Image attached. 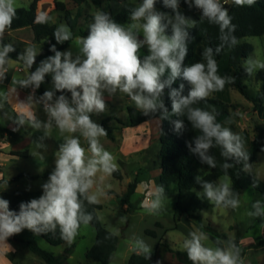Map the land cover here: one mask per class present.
Wrapping results in <instances>:
<instances>
[{
	"label": "clouds",
	"instance_id": "clouds-1",
	"mask_svg": "<svg viewBox=\"0 0 264 264\" xmlns=\"http://www.w3.org/2000/svg\"><path fill=\"white\" fill-rule=\"evenodd\" d=\"M156 3L157 0H141L129 11L128 23L125 24L116 22L105 11H97L88 26L87 35L75 40L67 25H59L54 30L56 42L71 41L77 49L76 54L71 50L59 51L53 44L49 50L54 55L41 60L34 71L30 69L40 52L27 47L18 56L28 72L23 78H12L11 91L16 93L17 87L32 91L25 101H20L21 111L14 120L17 128L13 131H18L21 126H28L33 131L42 130L43 136L35 142L39 149L46 148L43 140L49 137L53 126L61 134L78 132L79 136L63 137L55 153V167L41 185L42 195L21 202L18 212L10 210V202L0 197V247L13 251L7 240L24 229L37 236L55 234L58 229L60 238L71 245L81 226L93 221V213L87 210L85 201L88 205L98 204L99 197L105 195L102 189L95 193L91 191L96 184L97 173L111 176L118 170L115 157L100 142V138L107 135L106 129L92 119L93 114L100 115L108 110L105 92L109 97L118 92L125 94L144 116L158 114L160 120L177 117L172 124L178 134L185 130L181 117H186L191 128L199 132L186 142L190 153L197 156L201 164L216 168L217 162L210 150L219 147L225 161L221 165L225 181L230 179L228 170L234 164H241L245 173L252 174L244 138L218 122L214 108L207 110L195 106L211 94L223 91L226 85L235 83L234 76L218 74L215 59L226 47L233 48L239 43L228 9L221 0H184L189 8L201 10L200 19L217 25L220 33V43L215 49L207 47L203 50L204 62L185 65L188 43L193 39L189 29L196 26V21L180 11L181 0H162L170 12L157 11ZM233 3L240 7L252 6L256 0H233ZM16 15L15 0H0V41ZM36 19L39 23H47L50 17L42 13ZM169 28L171 35L167 34ZM144 48L147 54L142 56L141 49ZM14 51L12 44L0 43V82L5 79L11 59L9 54ZM244 68L251 75L257 69H264V62L246 59ZM48 74H51L53 88L37 97L35 92ZM178 79L184 83L173 88ZM185 83L189 86L186 95L183 94ZM166 88L170 89V112L162 98ZM57 92L61 94L57 95ZM65 92L70 93V98L63 94ZM38 106H42L46 122L38 118ZM81 137L87 142L90 155H86ZM195 181L200 185L203 196L216 207L239 208V194L229 182L216 183L200 176H196ZM150 197L142 207L148 214H159L164 208V187H155ZM249 215L264 216V202H253ZM124 219L121 217V222ZM208 239L204 231H191L183 240L182 249L191 264H244L241 250L233 240L224 241L222 247H209L204 243ZM132 250L146 260L151 258L152 247L143 238L133 239Z\"/></svg>",
	"mask_w": 264,
	"mask_h": 264
},
{
	"label": "rangeland",
	"instance_id": "rangeland-1",
	"mask_svg": "<svg viewBox=\"0 0 264 264\" xmlns=\"http://www.w3.org/2000/svg\"><path fill=\"white\" fill-rule=\"evenodd\" d=\"M32 1L15 0V5L16 8H28ZM55 1L63 2L66 9L70 10L71 17H75L79 12L77 30L79 28L87 30L88 26L93 22L94 14L97 11H105L110 16H114L124 7H135L136 4L141 2V0H84L82 4L78 5L73 0H40L37 3V17L42 13L46 14L50 17L48 22L56 28L61 24L67 25V23L65 21V12L56 9ZM182 1L184 2V0ZM221 2L227 7L233 0H221ZM155 8L157 11L164 12L156 5ZM192 8L185 4V16L191 20H195L198 16L201 17V10L195 7ZM3 39L7 44H12L14 47L19 48L21 53L27 47H34L38 53L40 52L30 71H34L40 61L48 57L47 52L50 51L51 45L55 44L58 49L65 43L58 44L54 34L46 40L36 42L30 28L7 29L2 41H0L2 44ZM243 41L253 46V52L247 59L264 62V35L247 36ZM66 50H71L74 55L77 52L72 42L60 51ZM146 54L147 49H141V55ZM244 63L245 61L242 63V82L251 93L263 94L264 69H257L253 74L249 75L244 68ZM7 69L5 79L0 82V105H3V107H0V125L14 129L17 128L14 122L16 115L11 102L25 101L32 90L30 88L17 87L16 93L11 91L12 78H23L28 72L24 63L10 59ZM233 73L232 68H228L225 74H222L218 69V74L221 76H232ZM52 88L51 74H48L45 77V82L36 90L35 95L39 97L41 96V90L45 92ZM5 94H7V99H5ZM67 96L70 98V94H67ZM167 96L168 93L164 90V96L162 97L164 101ZM210 97L218 98L229 106V112L224 117L223 124L231 128L233 132L239 133L244 138L245 147H247L251 141L250 133L254 132L255 120L252 116L258 113V115L264 117V106L256 113L254 104L238 90L232 88L230 84L226 85L223 91L215 92ZM104 98L108 110L100 115L93 114L92 119L98 124L105 121L107 126L112 129L114 138L111 139L108 136H104L100 138V142L105 150L112 153L115 157L118 164V170L116 171L118 175L115 176L113 173L111 176H107L102 172L97 173L96 184L91 191L95 193L97 189H102L105 193L104 196L99 197L102 209L98 211V215L106 229L119 237L117 249L112 256L110 264H128L130 253L134 252L130 247H132L133 239L137 237L143 238L152 247V254L155 255L159 264H186L175 258L176 255L167 252L166 247L163 245L167 244L175 250L183 251V240L188 237L189 232L193 231L190 226L184 223L177 229V221L180 220L174 209L176 194L165 195L164 208L159 214H148L142 207V204L147 200V192L151 193L157 187L155 175L161 171L159 168L160 144L158 138L162 123L156 119L150 123L132 126L129 121L128 108H135L133 102L125 94L119 92L112 97H109L107 92H105ZM37 115L41 121L46 122L47 116L42 106H38ZM262 125L264 126V123ZM17 133L19 137L16 140H12L8 135L7 142L0 141V180L6 181L0 185V194L13 191H42L41 185L48 178L23 176L16 181L12 180L21 174L35 176L46 171H52L55 167V153L58 151L60 143L63 142V137L69 135L79 136L78 132L61 134L53 126L49 131V137L43 140L46 148L39 149L36 147L35 142L43 136L42 130L33 131L28 126H21ZM80 139L86 155H90L87 142L82 137ZM23 150L28 151L26 157L11 155L13 151ZM251 164L253 167L252 173L256 175L263 173L264 150L258 163ZM201 174H204V172L201 171ZM133 182H137V187L131 197V204L128 206L124 202L123 196L129 184ZM220 182H229L231 185V180L225 181V176L220 178L218 183ZM201 193L202 191L198 192V194ZM257 200L264 202V193L253 187H248L241 192L238 209L232 210L214 206L209 212H201L202 224L197 221L196 224L202 226V230L205 231V227L211 225L218 232L225 233L228 239H236L249 246L257 240V237H264V223L258 222L256 220L257 217L249 215V212L252 211L253 202ZM121 217L125 218L123 222H121ZM149 230L155 231L157 237L154 238L148 235L147 231ZM208 233L222 242L226 241L219 239L211 232ZM18 237L23 241L36 240L43 249L60 257L63 264H100L97 261L86 258L87 251L94 245L96 240V230L91 224L81 226L79 235H77L71 245L68 243L59 246L50 245L42 237L34 235L27 229L19 233ZM7 243L11 245L13 251H10L7 247H0V264H48L34 254L25 242H16L8 238ZM204 243L206 246L210 245L208 242ZM164 253H167V255L161 259ZM246 259L247 264H264V249L258 251L249 248Z\"/></svg>",
	"mask_w": 264,
	"mask_h": 264
},
{
	"label": "trees",
	"instance_id": "trees-1",
	"mask_svg": "<svg viewBox=\"0 0 264 264\" xmlns=\"http://www.w3.org/2000/svg\"><path fill=\"white\" fill-rule=\"evenodd\" d=\"M40 0H33L28 8L20 7L17 9V15L14 19L12 26L9 30L30 28L34 34V39L36 42H41L50 38L54 34L56 27L49 22L39 23L37 22V3ZM76 4L80 5L84 0H73ZM98 2V1H97ZM99 3V2H98ZM156 6L164 12H170L163 6L162 0H157ZM55 7L57 10L65 12V21L72 31L73 40L79 36L87 35V30L79 28L77 30V22L79 17V12L75 17H71L70 10H67L64 3L60 1H55ZM133 8L124 7L120 12L111 16L116 22L124 24L128 21L129 11ZM228 9L229 15L232 17V23L236 26L234 35L237 37L239 43L233 48H225L220 54L215 56L218 62V69L222 74H225L228 68H232L234 73L235 83L230 84V86L238 90L242 95L246 97L255 106V110L259 111L264 106V92L263 94H253L251 93L247 86L242 82L241 74L243 71L242 63L251 55L253 52V46L248 42L243 41L247 36H263L264 35V0H256V3L252 6H237L233 2L226 7ZM185 4L181 0L180 11L184 13ZM193 9V8H192ZM201 17H196V26L189 29L190 35L193 37L188 43V56L185 60V65H190L195 62H204L202 60V52L207 47H215L220 43L219 40V27L214 24H210L206 19H200ZM167 34L171 35L170 28L167 30ZM71 41H66L57 50L65 49ZM3 44H7L3 39ZM21 54L20 49L15 47V51L10 53V58L16 61H23L18 59ZM51 51L47 52V55H52ZM180 83H184L182 80L178 79L172 85L173 88H178ZM189 86L185 83L184 93L187 94ZM165 91L169 93L170 89L166 88ZM43 90L40 91L42 95ZM61 93L58 92V95ZM69 95L70 93H63ZM165 105L169 112L171 111V100L169 96L165 99ZM198 107L205 108L207 110L215 109L217 114V121L223 124L224 117L229 112V106L218 98L208 97L206 100L200 101L197 105ZM129 121L132 126H138L146 122L152 121L154 119H159L157 116H144L138 109L129 107L128 108ZM178 119L175 116H170L169 119L160 120L162 123V128L159 133V144H160V169L161 173L156 178V185L163 186L165 189V195L176 194V201L174 204V209L176 215L180 216L186 214L190 219L195 220L202 224L201 212L210 211L214 204L209 202L204 196L199 184L196 183V176H200L203 180L218 182V180L225 176V173L221 165L225 162L224 158L220 155V148L214 147L210 150V153L215 157L217 162L216 168H209L206 164H201L199 158L190 153L186 146L187 141H191L195 135L199 132L191 128V124L187 121L186 117H181L185 123V130L182 133H176L172 121ZM103 126L109 138L113 139L112 129L107 126L106 122L100 124ZM254 138L249 142L246 150L250 154V163L258 160L259 153L264 149V126L258 121L254 124ZM5 135H9L12 140L18 139L19 135L17 131L9 129L0 125V138ZM13 156L26 157L28 155L27 150L23 151H13L11 153ZM231 162V161H229ZM53 171V170H52ZM52 171H46L42 174L35 176H29L26 174H21L15 177L12 181L28 176L32 178H48ZM201 171L204 174H201ZM118 172H114V175H118ZM228 177L231 180V187L235 192L239 194V200L241 197V192L248 188L253 187L256 190L264 193V182L254 176L253 174L245 173L242 170L241 164H234V167L228 170ZM5 180H0V185L5 183ZM255 184V186H253ZM137 187V182L129 184L126 193L123 196L124 202L130 206L131 197L135 193ZM42 195L41 190L35 191H13L5 194H0V197L8 200L10 210L19 211V205L21 202H27L33 198H38ZM86 208L89 212L93 213L94 219L90 223L94 226L96 230V240L94 245L87 251L86 258L97 261L100 264H110L112 256L117 249L119 237L113 232L106 229V227L100 221L98 211L102 209V204L88 205L85 201ZM256 220L260 223H264V216L257 217ZM206 231L211 232L213 235L222 240H229L225 233H220L211 225L205 227ZM148 235L156 238L155 231H147ZM50 245L59 246L65 244L66 242L60 238L59 230L55 234H41L39 235ZM9 239L16 242H25L27 247L37 256L45 260L48 264H63L60 257L55 256L54 253L43 249L36 240L23 241L18 237V234L11 236ZM236 245L241 250L242 259L246 255L247 248L243 247L238 240H233ZM166 247L167 252H171L176 255V257L187 263L191 264V261L187 259V254L181 250H175L167 244H163ZM264 245V239L258 238L256 246ZM128 264H156L155 255L152 254L149 260H146L142 255H137L133 252L129 259Z\"/></svg>",
	"mask_w": 264,
	"mask_h": 264
},
{
	"label": "crops",
	"instance_id": "crops-1",
	"mask_svg": "<svg viewBox=\"0 0 264 264\" xmlns=\"http://www.w3.org/2000/svg\"><path fill=\"white\" fill-rule=\"evenodd\" d=\"M194 21H195V20H194ZM249 104H250V102H249ZM11 105H12V108L14 109L15 115H16V117H17V114L21 111V103H20V102H16V103L11 102ZM255 112L257 113L256 110H255ZM252 118H253L255 121H258L260 124L264 123V117L258 115V113L255 114V115H253ZM154 120H156V119H154ZM158 120H159V119H158ZM152 121H153V120H152ZM152 121H149V122H146V123H150V122H152ZM161 125H162V124H161ZM161 128H162V126L160 127V130H161ZM7 136H8V135H5L4 137L0 138V141L3 140V141H5V142H7V141H8V140H7ZM253 138H254V133H250V140H252ZM263 150H264V149H263ZM263 150L259 153L258 160L260 159ZM258 160L255 161V162H252V163H258ZM254 165H256V164H254ZM160 173H161V171L157 172V174L155 175V177L157 178V177L159 176ZM252 174H253L254 176H256L257 178H259L260 180L264 181V171H263V173H262L261 175H260V174L256 175V174H254V173H252ZM219 180H220V179H219ZM219 180H218V181H219ZM217 183H218V182H217ZM214 206H215V205H214ZM211 210H212V209H211ZM211 210H210V211H211ZM207 212H209V211H207ZM200 216H201V215H200ZM201 217H202V216H201ZM179 220H180V221H177V223H178V227H177V229H179L180 225H182V224L184 223V224L190 226L191 229H192L193 231L196 230V231H204V232H206L205 230H202V229H203L202 226L197 225V224H196V221L190 219L186 214H182V215H180V216H179ZM214 224H215V225H218L217 223H214ZM206 233L208 234L209 239H208L207 241H205V242L210 243V245H209L210 247H214V246H215V247H216V246H221V247H222V246H224L222 241H220V240L214 238V237L211 236L208 232H206ZM258 238H260V239H264V237L259 236V237H257V240H256L254 243H252L251 245H249V246H246L244 243L240 242V243L242 244L243 247H246V248H247L246 255H245L244 258H243L244 264H247V262H246V260H247V259H246V256H247V254H248V249H249V248H252V249H254V250H258V251L264 249V245H261V246H258V247L256 246V243H257V241H258ZM217 241H220V243L217 244ZM130 248H132V247H130ZM132 253H133V252H132ZM132 253H130V255H131ZM130 255H129V256H130ZM166 255H167V253H164L163 256L161 257V259L165 258ZM171 257H172V256H171ZM175 258H177V257H175ZM184 263H185V262H184ZM156 264H157V259H156ZM186 264H187V263H186Z\"/></svg>",
	"mask_w": 264,
	"mask_h": 264
},
{
	"label": "built area",
	"instance_id": "built-area-1",
	"mask_svg": "<svg viewBox=\"0 0 264 264\" xmlns=\"http://www.w3.org/2000/svg\"><path fill=\"white\" fill-rule=\"evenodd\" d=\"M224 3H226V2H224ZM147 195H148V196H147V200L151 199V197H150V192H149V191L147 192Z\"/></svg>",
	"mask_w": 264,
	"mask_h": 264
}]
</instances>
